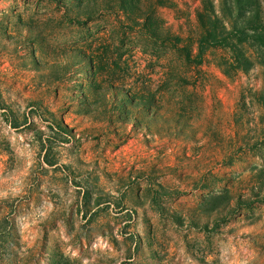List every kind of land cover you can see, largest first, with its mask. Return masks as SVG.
Listing matches in <instances>:
<instances>
[{"label":"rangeland","instance_id":"rangeland-1","mask_svg":"<svg viewBox=\"0 0 264 264\" xmlns=\"http://www.w3.org/2000/svg\"><path fill=\"white\" fill-rule=\"evenodd\" d=\"M0 264H264V0H0Z\"/></svg>","mask_w":264,"mask_h":264}]
</instances>
